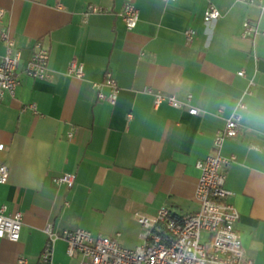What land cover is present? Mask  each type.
<instances>
[{"label": "crops", "instance_id": "obj_1", "mask_svg": "<svg viewBox=\"0 0 264 264\" xmlns=\"http://www.w3.org/2000/svg\"><path fill=\"white\" fill-rule=\"evenodd\" d=\"M126 3L139 12L130 30L118 15ZM89 5L103 10L87 13ZM210 5L220 16L205 22ZM0 7L21 54L20 84L0 100V165L9 169L0 207L22 213L18 241L0 239V264H38L47 226L83 228L133 248L143 241L138 215L152 217L161 206L195 212V164L235 112L238 134L220 149L233 157L227 200L239 213L244 257L264 264V0H0ZM244 21L259 32L242 37ZM37 41L49 50L46 78L22 74ZM73 59L82 78L67 74ZM107 70L119 87L113 104L93 86ZM146 89L181 101L190 95L198 113L155 105ZM64 173L75 177L70 189L53 182ZM51 262L79 258L58 237Z\"/></svg>", "mask_w": 264, "mask_h": 264}, {"label": "built area", "instance_id": "obj_2", "mask_svg": "<svg viewBox=\"0 0 264 264\" xmlns=\"http://www.w3.org/2000/svg\"><path fill=\"white\" fill-rule=\"evenodd\" d=\"M103 9L96 5H89L87 13L101 12ZM118 15L123 19L127 29H133L138 22L139 12L135 5L126 3ZM5 11L0 7V40L5 45V53L0 58V100L5 93L13 94L20 84V51L15 48L14 39L7 28L3 26ZM220 16L219 10L210 5L204 13V21H212ZM259 32L257 26L249 21L243 22L242 37H250ZM187 38L193 35L188 29ZM49 50L40 42H36L32 53L26 60L22 74L32 78H46L48 76ZM67 74L82 78L83 65L75 59L67 67ZM243 75V71L238 72ZM97 98L109 103H115L119 92L117 82L111 72L107 70L101 82H94ZM108 92L102 91V87ZM146 92L153 93L151 89ZM154 102L158 105L162 101L175 108L185 109L190 114H197L198 109L187 101H181L174 95L154 92ZM34 108V104L30 105ZM244 104L239 102L237 108ZM240 114L238 112L225 121L212 143V152L204 159L196 162L199 177L195 189V198L199 208L195 212L178 215L167 206H161L157 213L148 217L138 215L137 221L144 228L143 241L133 248L122 246L117 239L93 234L83 228L52 232L45 228L47 239L40 252L38 264H52L51 250L53 241L60 237L66 242V254L78 257V264H254L251 259L244 257L240 235L235 228L239 213L236 207L227 200L229 191L225 188V167L233 157H224L221 146L226 139L235 138L239 131ZM70 131L67 136L72 137ZM9 169L7 165H0V184L7 182ZM74 175L64 173L53 179L55 184H64L70 189L74 184ZM22 213L18 210L7 212L6 206L0 207V239L6 238L16 242L20 236ZM206 234L207 238L203 237ZM19 264L24 259L18 260Z\"/></svg>", "mask_w": 264, "mask_h": 264}]
</instances>
